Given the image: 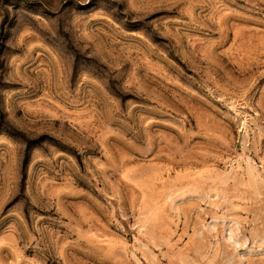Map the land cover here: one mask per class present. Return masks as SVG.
<instances>
[{"label":"rangeland","instance_id":"obj_1","mask_svg":"<svg viewBox=\"0 0 264 264\" xmlns=\"http://www.w3.org/2000/svg\"><path fill=\"white\" fill-rule=\"evenodd\" d=\"M0 264H264V0H0Z\"/></svg>","mask_w":264,"mask_h":264}]
</instances>
